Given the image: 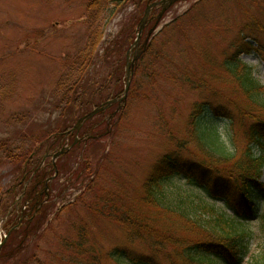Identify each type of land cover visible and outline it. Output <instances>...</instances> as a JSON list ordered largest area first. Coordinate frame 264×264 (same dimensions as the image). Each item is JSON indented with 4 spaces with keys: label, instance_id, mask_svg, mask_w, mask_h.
<instances>
[{
    "label": "trees",
    "instance_id": "16d2710c",
    "mask_svg": "<svg viewBox=\"0 0 264 264\" xmlns=\"http://www.w3.org/2000/svg\"><path fill=\"white\" fill-rule=\"evenodd\" d=\"M149 2L85 0V12L79 20L84 37L73 52L63 57L54 85L41 101V113L47 116L44 125L39 131L27 134L19 128L0 138V168L6 172L1 178H9L0 185V223L8 234L1 239L0 264L35 261L36 254L27 256L24 250L39 234L54 211L58 195L66 189L57 188L54 179L62 175L66 181H78L84 176L90 169L89 157L98 153L97 137L109 134L121 118L126 101L115 102L82 122L79 130H72L77 120L93 108L123 95L126 52L136 39ZM233 2L244 12L242 41L235 42L208 82L190 69L164 73L165 51L158 48L156 34L146 42L145 31L141 35L138 45L142 52L130 66L127 97L146 99L139 88L145 81H140L138 75L152 85L159 77L179 78L193 91L207 88L208 95L191 104L186 136L153 162L136 202L129 200L116 217L126 229L129 243L146 241L151 250L136 253L127 245L110 248L107 258L115 264H239L246 254L244 240L249 237V221L264 203V183L260 179L264 167V85L240 56L254 50L264 55V43L257 39V33H264V26L240 0ZM128 9L119 29L105 34L111 20ZM155 9L151 10L152 16ZM30 117V124L36 125ZM222 118L235 121L244 139L242 147L219 142L214 122ZM22 119L17 116L14 121ZM230 132L228 138L233 141L237 130L231 127ZM75 137L81 139L72 143ZM71 144L51 163L53 153ZM75 159L73 167L68 166L69 160ZM54 173L53 181H49ZM172 178H183L201 193L169 194L167 182ZM215 201L225 208H217ZM261 216L264 220V213ZM261 255L257 264H264V253Z\"/></svg>",
    "mask_w": 264,
    "mask_h": 264
},
{
    "label": "rangeland",
    "instance_id": "374dc122",
    "mask_svg": "<svg viewBox=\"0 0 264 264\" xmlns=\"http://www.w3.org/2000/svg\"><path fill=\"white\" fill-rule=\"evenodd\" d=\"M233 1L236 0H177L165 10L154 31L158 48L165 51L164 73L190 69L203 80L210 79L235 42L242 41L244 12ZM240 1L264 26V0ZM130 10L111 20L105 34L116 32ZM84 12L85 0H0V138L19 128L27 134L39 131L44 125L47 116L41 113V101L48 97L63 57L82 42L84 26L79 20ZM154 23V19L147 23L144 34ZM257 39L264 43L263 31L257 33ZM240 60L264 85V55L254 50L241 54ZM138 77L145 81L139 88L146 99L126 98L118 123L109 134L97 137L100 147L95 157H89L87 173L78 181H66L62 175L54 179L57 188L66 189L56 196L54 211L24 250L27 256L36 254L32 264H115L107 258L110 248L127 245L136 253L151 250L146 241L129 243L127 231L116 217L129 200L136 202L141 182L153 162L186 136L190 106L205 98L208 89L193 91L179 78L159 77L152 85L143 75ZM17 116L23 118L21 122L14 121ZM29 116L36 125L30 124ZM234 122L216 119L214 127L220 143L240 148L244 139ZM231 127L237 130L233 141L228 138ZM69 161L72 168L76 159ZM3 174L6 172L0 168V178ZM8 179L1 178L0 185ZM260 179L264 183V167ZM167 184L171 195L201 193L183 178H172ZM215 204L225 208L219 201ZM263 213L264 203H260L257 215L249 221V237L244 240L247 250L239 264H257L264 253ZM2 236L0 223V239Z\"/></svg>",
    "mask_w": 264,
    "mask_h": 264
},
{
    "label": "water",
    "instance_id": "95a60500",
    "mask_svg": "<svg viewBox=\"0 0 264 264\" xmlns=\"http://www.w3.org/2000/svg\"><path fill=\"white\" fill-rule=\"evenodd\" d=\"M165 1H166V0H161V1H159V2H154L153 4L147 6V8H146L145 11H144L145 13H144L143 17H142L141 21L139 22V23H140V24H139V32H138L137 39H136V41H135L134 43H136L137 40H138V38L140 37V33H141L142 29H143L144 22L146 21L147 16L149 15V9H150L153 5H155V4H160V5L162 4V8H161V10H160V13H159L158 16H157V21H158V20L162 17V15L164 14V10H165L167 7H169L171 4H173L174 1H176V0H169L168 3H166ZM157 21H156V22H157ZM153 30H154V28H153ZM153 30H151L150 33H151ZM126 67H127V68H126L127 72H129L128 64L126 65ZM127 75H128V74H127ZM127 78H128V77H127ZM128 85H129V80L127 81V83H126V85H125V87H124V89H125V90H124V94H123V96H122L121 98H119V99H115V98H114V100L107 101L106 104H104L102 107L94 108L92 111H90V113H88V114L82 116V118H80V119L77 121V124L75 125L74 129H78V128L81 126L83 120H86V119L92 118L93 115H95L96 113H98V112L102 111L103 109L107 108V107H108L109 105H111L112 103H114V102H116V101L124 100V98H125V96H126V94H127V91H128ZM57 155H58V153L54 154V155H53L54 158L57 157Z\"/></svg>",
    "mask_w": 264,
    "mask_h": 264
},
{
    "label": "flooded vegetation",
    "instance_id": "af4514ba",
    "mask_svg": "<svg viewBox=\"0 0 264 264\" xmlns=\"http://www.w3.org/2000/svg\"><path fill=\"white\" fill-rule=\"evenodd\" d=\"M140 47H138L137 49H139Z\"/></svg>",
    "mask_w": 264,
    "mask_h": 264
}]
</instances>
